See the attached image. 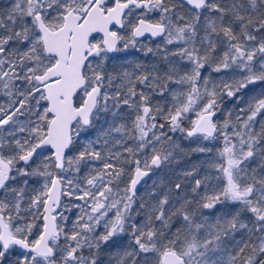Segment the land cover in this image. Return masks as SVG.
Masks as SVG:
<instances>
[{"label":"snow or ice","instance_id":"snow-or-ice-1","mask_svg":"<svg viewBox=\"0 0 264 264\" xmlns=\"http://www.w3.org/2000/svg\"><path fill=\"white\" fill-rule=\"evenodd\" d=\"M0 264H264V0H0Z\"/></svg>","mask_w":264,"mask_h":264}]
</instances>
